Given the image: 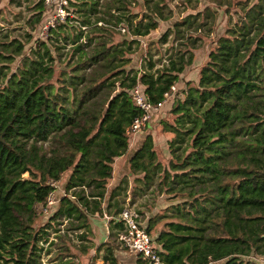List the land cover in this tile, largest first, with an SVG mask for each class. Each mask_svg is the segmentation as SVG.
<instances>
[{
    "label": "trees",
    "instance_id": "1",
    "mask_svg": "<svg viewBox=\"0 0 264 264\" xmlns=\"http://www.w3.org/2000/svg\"><path fill=\"white\" fill-rule=\"evenodd\" d=\"M211 1L224 8L228 28L197 83L186 80L176 91L173 118L161 120L170 134L166 159L158 158L151 134L131 155L137 174L131 192H166L174 200L146 225L151 234L162 223L153 240L164 264H264V0ZM69 6L30 52L23 49L31 33L26 41L0 39V61L20 57L10 73L7 63L0 65V264H42L44 254L49 264H75L77 254L57 239L68 237L87 254L89 218L103 213L110 218L102 260L118 263L114 241L124 224L116 216L127 178L104 200L113 162L129 146L126 130L143 111L133 89L140 85L147 100L162 101L193 62L192 31L211 30L215 20L209 6L186 14L159 38L174 36L165 61L155 66L162 57L147 50L146 68L133 67L139 38L171 16L166 0H70ZM44 7L45 0L34 4L32 28ZM66 171L59 204L36 228L38 208ZM135 264L154 263L138 254Z\"/></svg>",
    "mask_w": 264,
    "mask_h": 264
},
{
    "label": "rangeland",
    "instance_id": "2",
    "mask_svg": "<svg viewBox=\"0 0 264 264\" xmlns=\"http://www.w3.org/2000/svg\"><path fill=\"white\" fill-rule=\"evenodd\" d=\"M36 1L37 0H0V39L8 42L16 38L20 39L21 41H26L27 33H31L33 36L32 39L25 42L23 53L31 51V48L36 43L35 40L37 38H46L47 31L50 26H54L55 24H57V22L62 21L60 19V16L56 15L58 0H54V1L50 0L45 4V7L41 12L42 13L41 21L38 24H36L34 28H32L33 25L31 24V22L29 23V21L32 15L34 13L35 14L37 13V10L33 8ZM166 1L168 2V5L171 9L170 12L171 16L165 20H160L158 28L153 30L149 35L139 38L140 42L142 43L141 49L131 55L132 58L131 66L146 68L147 60H145L144 53H146L147 50L151 52L152 57L155 60L158 58V56L161 55L162 60L160 61L156 60L155 66L161 65L162 62L165 61L167 54L171 50V47L175 44V40L172 34H169L167 40L164 42L159 41V38L168 28L173 26L175 21L180 20L186 14L195 13L198 10H204L206 6H209L215 9V11L213 12L215 20L212 24L211 30H208L207 25H204L201 31L199 30L192 31L193 34L192 36L198 37L197 43H195L196 47L193 48L194 58L192 64L187 66L183 71V73L181 74V81L178 83V85H176V88L173 90L171 96L168 97V100L159 110L160 112L159 115H157L155 119L151 118V120L148 122L147 127L139 131V132H144L143 134H145V132L146 133L150 131L153 132V135L155 136L153 137L154 138L153 143L156 144L155 148L158 152V158L161 160L163 158L166 159V157L169 155V150L166 140L167 132L162 131L161 129L162 126L160 124L161 120L162 119L168 120L173 118V116L169 113V110L172 106V103L175 100L176 91L178 90V88L185 86L184 83L186 82V80H192L193 83H197L196 80L199 75V70L201 66L208 60V53L215 47V41L217 37L225 34V30L228 28V15L225 14L224 8L217 7L215 3L212 2L211 0H190V1L166 0ZM234 1L235 0H232L233 5H234ZM65 6L66 8L67 7L71 8L69 6V3ZM133 10L135 11L140 10L139 5L134 6ZM232 12L234 11L232 10ZM67 13L68 11L66 12V16ZM236 15L237 13L234 12L233 18H235ZM200 19L202 20L205 19V16L202 15ZM51 23L53 25H51ZM121 31L123 32L124 29H121ZM186 34L187 33H185V35ZM188 46L189 45L187 44L185 49L188 48ZM16 57L17 59L12 62L7 63L4 60L0 61V65L6 63L8 64L6 67H4V70L6 72L10 73V71H12L15 68L16 62L19 61L20 59L19 55H16ZM63 66L64 63L58 62V67H63ZM3 83H4L3 75L2 73H0V85H2ZM160 129H161V134L159 133ZM132 137L133 135H129V141L131 140L130 142H132ZM133 146H136V143ZM127 151L128 150H126L123 157L124 162L120 165L116 164L117 174L118 175L120 174V176L123 175L125 177L127 176L126 171L128 170L127 163L131 157V153H127ZM69 172L70 171H66L62 175L60 181H58L56 184L53 195L55 199L54 204H52L47 211L43 209L44 208L43 206H40L38 208L39 214L35 222L36 228H38L41 225L47 224L50 215L55 211L57 205L59 204V200L61 196L64 194L63 181L64 178H67ZM136 175H131L130 177H127L129 190L124 207L135 211L138 214L137 218L139 219V221L144 226H146L148 224L150 217H152L157 213L160 214L161 212L165 211L168 208L169 204H171V202L174 200L167 199L166 192L156 194V192L152 193L150 190H147L146 193L144 194H133L131 192V188L134 186V179L136 178ZM121 182L122 180L120 181V183ZM161 225L162 223H158V225L153 227L151 233L152 236L155 235V232L161 227ZM91 240L93 242L92 238ZM57 242L59 243L65 242L69 247H71L72 252L77 254L76 257L74 258L75 264H93V263L103 264V260L101 259V256L105 252V246L99 247L97 249L96 256L92 257V255H90V252L93 251L94 248L93 246H92L93 248L92 249L90 248L91 250L87 254H80L79 251H77V249L74 246H72L71 240L68 237H66L65 240H60L58 238ZM114 244H115V254L118 258L117 264H126L125 262H127V258H128L126 256H129V254L125 253L126 249L124 248L123 244L120 243L118 240L114 241ZM58 251L59 250L57 251L53 250L52 254H56V252ZM128 253H130V251H128ZM48 261H49V255L44 254L42 256V264H49ZM134 261H136V255Z\"/></svg>",
    "mask_w": 264,
    "mask_h": 264
},
{
    "label": "built area",
    "instance_id": "3",
    "mask_svg": "<svg viewBox=\"0 0 264 264\" xmlns=\"http://www.w3.org/2000/svg\"><path fill=\"white\" fill-rule=\"evenodd\" d=\"M50 0H45V4ZM54 1V0H53ZM70 0H58V7L56 9V15L60 16L61 20H64L66 16V6ZM68 14V13H67ZM51 25H53L51 23ZM123 29V28H122ZM176 85L171 86V91L165 93V98L162 101L154 104L146 99L143 90L140 85H137L133 89V96L136 103L142 108V114L137 116L133 122L127 128V134L134 135L142 129L146 128L148 122L152 118V114L159 110L160 107L168 100L171 96ZM58 181H53L52 183L56 186ZM54 191H50L47 197V203L43 208L47 211L52 204H54L55 199L53 197ZM104 216L110 218L106 213ZM138 214L129 209L125 208L118 213L117 219L121 220L124 224V229L118 232L117 239L123 244L124 248L134 255H141L150 262L154 264H164L160 259L158 254V245L153 240V236L147 231L146 226H144L137 218Z\"/></svg>",
    "mask_w": 264,
    "mask_h": 264
},
{
    "label": "crops",
    "instance_id": "4",
    "mask_svg": "<svg viewBox=\"0 0 264 264\" xmlns=\"http://www.w3.org/2000/svg\"><path fill=\"white\" fill-rule=\"evenodd\" d=\"M162 107H160L159 110ZM159 110L152 114V118L153 119H155L156 116L159 115V113H160ZM159 131H160L159 133L161 134V129ZM143 133L144 132H137L136 134L133 135L132 142H130L131 140L129 141V146H128V149H127L128 150L127 153H131V155H132L135 152V150L141 146V144L143 143V141H144V139H145L147 134H151L152 138L155 137L153 135L152 131L147 132V133L145 132V134H143ZM166 135H167L166 136V140H167L169 138L170 134L166 133ZM153 141H154V138H153ZM135 143H136V146H133V145H135ZM154 145L156 146L155 143H154ZM124 154H122L120 156H117L115 158L114 162H113V176L108 182L107 192H106V196H105V200H104V205H106L108 200H109V195H110L111 190L116 185H118L120 183V181L123 180V178H125V176H123V175H121V176H120V174L118 175L117 171H116V164L120 165V164H122L124 162V159H123ZM127 168H128V170L126 171V174H127L126 178L130 177L132 175L131 170H129L130 169L129 161L127 163ZM65 181H66V178H64L63 185H64ZM90 225H91V228H92V231H93L92 239H93V247H94V248L91 247V249L93 248V251L90 252V255H92V257H95L96 253H97V249L99 247H103L104 243L108 240V219L105 216H103V215H94V216L90 217ZM125 253L129 254V256H126L128 258H127V262H125V263L126 264H135V261H134L135 255L132 254V253H128V251H126V250H125ZM101 259H102V256H101ZM95 264H99V263H95Z\"/></svg>",
    "mask_w": 264,
    "mask_h": 264
}]
</instances>
